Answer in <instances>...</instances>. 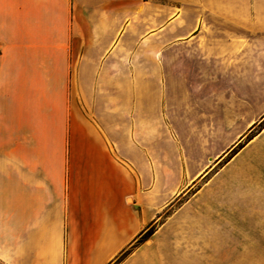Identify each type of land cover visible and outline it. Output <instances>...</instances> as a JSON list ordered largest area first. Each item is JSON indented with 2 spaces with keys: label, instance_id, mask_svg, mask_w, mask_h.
Segmentation results:
<instances>
[{
  "label": "crops",
  "instance_id": "0c3cea01",
  "mask_svg": "<svg viewBox=\"0 0 264 264\" xmlns=\"http://www.w3.org/2000/svg\"><path fill=\"white\" fill-rule=\"evenodd\" d=\"M252 80L264 0H0V264H220L181 232L119 259Z\"/></svg>",
  "mask_w": 264,
  "mask_h": 264
},
{
  "label": "rangeland",
  "instance_id": "374dc122",
  "mask_svg": "<svg viewBox=\"0 0 264 264\" xmlns=\"http://www.w3.org/2000/svg\"><path fill=\"white\" fill-rule=\"evenodd\" d=\"M249 82V95H239L237 88L220 95L214 104L218 128L194 129L198 141L189 148L204 155L194 161L202 173L183 177L143 234L188 233L190 242L213 248L220 264H264V80ZM209 135L218 141L202 143Z\"/></svg>",
  "mask_w": 264,
  "mask_h": 264
},
{
  "label": "trees",
  "instance_id": "16d2710c",
  "mask_svg": "<svg viewBox=\"0 0 264 264\" xmlns=\"http://www.w3.org/2000/svg\"><path fill=\"white\" fill-rule=\"evenodd\" d=\"M150 235H151V233H149V232H146L145 234H143V232L140 233L138 235V237H137L136 244L134 246H132V248L138 247L140 244L145 242L150 237ZM128 253H130V251ZM128 253L122 255V257L119 260H121L122 258L126 257L128 255Z\"/></svg>",
  "mask_w": 264,
  "mask_h": 264
}]
</instances>
